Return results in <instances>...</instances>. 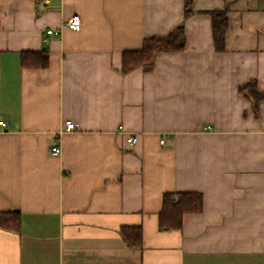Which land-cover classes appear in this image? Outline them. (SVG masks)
Instances as JSON below:
<instances>
[{
    "label": "crops",
    "instance_id": "0c3cea01",
    "mask_svg": "<svg viewBox=\"0 0 264 264\" xmlns=\"http://www.w3.org/2000/svg\"><path fill=\"white\" fill-rule=\"evenodd\" d=\"M39 1L0 0V214L20 217L0 264H264V100L255 116L238 94L264 92V0ZM211 11H226L221 51ZM180 24L182 51L122 73L123 52ZM184 192L202 211L160 230L163 194Z\"/></svg>",
    "mask_w": 264,
    "mask_h": 264
},
{
    "label": "trees",
    "instance_id": "16d2710c",
    "mask_svg": "<svg viewBox=\"0 0 264 264\" xmlns=\"http://www.w3.org/2000/svg\"><path fill=\"white\" fill-rule=\"evenodd\" d=\"M188 1L185 2L184 15L189 13ZM211 17L212 37L215 49H223V35L228 25L226 11L208 12ZM184 48V27L180 24L167 35L150 37L143 40L141 48L136 51L123 52L121 55V71L126 74L134 69L149 64L160 52H180ZM47 56L40 53L22 52L20 66L25 69L45 67ZM238 94L251 102L255 116L258 115V105L264 100V92L257 90L254 81L238 88ZM202 197L199 193H165L162 196L161 210L158 214V228L160 230L179 229L182 218L186 214H198L202 211ZM20 227V217L17 212L0 214V228L17 232ZM122 237L129 248H137L142 244V233L139 228L127 227L122 229Z\"/></svg>",
    "mask_w": 264,
    "mask_h": 264
},
{
    "label": "built area",
    "instance_id": "2783aa9c",
    "mask_svg": "<svg viewBox=\"0 0 264 264\" xmlns=\"http://www.w3.org/2000/svg\"><path fill=\"white\" fill-rule=\"evenodd\" d=\"M40 4L44 5V6H48V0H41L39 1ZM63 26L69 30H72L74 32H77L80 30L81 27V22L79 17L77 16H71L70 18H68L67 20H65ZM56 34V32H55ZM0 127L1 128H5L6 127V122L3 120H0ZM76 129V126L74 124V122H72L71 120H66L63 122V131L65 132H71L74 131ZM127 142L129 144H134L135 143V139L133 138H128ZM161 143H163V141H161ZM61 152V148H60V139L59 138H55V140L52 142L51 148H50V154L52 156H58Z\"/></svg>",
    "mask_w": 264,
    "mask_h": 264
}]
</instances>
